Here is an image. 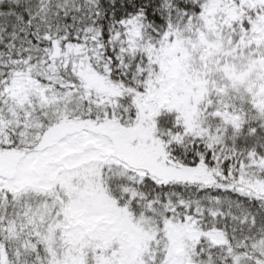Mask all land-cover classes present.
Returning <instances> with one entry per match:
<instances>
[{"label": "snow or ice", "instance_id": "obj_1", "mask_svg": "<svg viewBox=\"0 0 264 264\" xmlns=\"http://www.w3.org/2000/svg\"><path fill=\"white\" fill-rule=\"evenodd\" d=\"M0 264H264V0H0Z\"/></svg>", "mask_w": 264, "mask_h": 264}]
</instances>
